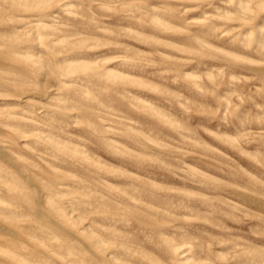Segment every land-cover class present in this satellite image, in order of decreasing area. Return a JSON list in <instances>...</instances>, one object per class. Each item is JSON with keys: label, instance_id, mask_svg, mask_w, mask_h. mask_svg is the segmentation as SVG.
Listing matches in <instances>:
<instances>
[{"label": "rangeland", "instance_id": "rangeland-1", "mask_svg": "<svg viewBox=\"0 0 264 264\" xmlns=\"http://www.w3.org/2000/svg\"><path fill=\"white\" fill-rule=\"evenodd\" d=\"M0 150V264H264V0H0Z\"/></svg>", "mask_w": 264, "mask_h": 264}, {"label": "bare ground", "instance_id": "bare-ground-1", "mask_svg": "<svg viewBox=\"0 0 264 264\" xmlns=\"http://www.w3.org/2000/svg\"><path fill=\"white\" fill-rule=\"evenodd\" d=\"M230 54H231V53H230ZM230 54H229V55H230ZM152 142H153V141H152ZM0 151H1V150H0ZM1 152H2V151H1ZM1 152H0V154H1ZM2 153H3V152H2ZM3 155H4V154H3ZM259 203H261V201H260ZM254 204H255V203H254Z\"/></svg>", "mask_w": 264, "mask_h": 264}]
</instances>
